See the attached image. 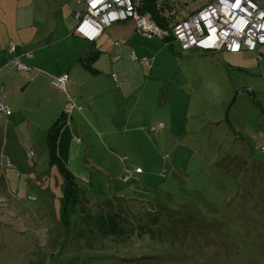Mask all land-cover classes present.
Returning a JSON list of instances; mask_svg holds the SVG:
<instances>
[{
	"label": "rangeland",
	"instance_id": "374dc122",
	"mask_svg": "<svg viewBox=\"0 0 264 264\" xmlns=\"http://www.w3.org/2000/svg\"><path fill=\"white\" fill-rule=\"evenodd\" d=\"M209 1L169 0L179 17ZM52 7L56 23L78 8L72 0ZM47 21L31 17L19 38L34 47L60 37L63 26ZM89 44L99 51L96 71L72 70L67 90L81 110L71 119L64 113L73 134L63 142L66 167L82 190L79 202L60 208L61 177L49 166L43 133L27 122L7 128L0 116V264H264V45L259 59L251 51H184L170 34H139L129 19ZM68 45H46L42 61L63 66ZM126 50L137 58L143 51L152 67ZM115 54L121 59L112 62ZM38 89L36 98L58 100L46 83ZM30 90L18 94L24 117L46 129L51 120ZM63 106L55 103L48 114L59 116ZM227 109L248 143L245 177L233 192L222 189L220 157L242 144L227 132ZM158 121L165 127L153 130ZM31 135L41 148L33 158L24 147ZM115 214L116 234L103 236L99 226Z\"/></svg>",
	"mask_w": 264,
	"mask_h": 264
},
{
	"label": "built area",
	"instance_id": "2783aa9c",
	"mask_svg": "<svg viewBox=\"0 0 264 264\" xmlns=\"http://www.w3.org/2000/svg\"><path fill=\"white\" fill-rule=\"evenodd\" d=\"M78 8L72 12L73 31L89 42L95 41L104 28L112 24L132 20L135 30L148 38L153 36H172L181 50L202 51L224 50L237 53L240 50L258 51L264 44V0H210L199 8L174 22L169 31L161 29L147 12L139 8L144 0H72ZM169 2V0H166ZM114 45H119L117 41ZM10 52L15 50L14 43H9ZM30 57L31 53H23ZM116 55V61L120 59ZM131 60L142 66L150 67L147 58H137L129 52ZM20 74L33 73V69L22 63L19 56L8 63ZM116 80V75H111ZM67 76L51 78L54 87L66 92ZM69 110H66L68 113ZM0 113L10 115V107L4 101L3 87L0 85ZM163 122H157L154 129L163 128ZM153 129V130H154ZM30 156V154L27 152Z\"/></svg>",
	"mask_w": 264,
	"mask_h": 264
},
{
	"label": "crops",
	"instance_id": "0c3cea01",
	"mask_svg": "<svg viewBox=\"0 0 264 264\" xmlns=\"http://www.w3.org/2000/svg\"><path fill=\"white\" fill-rule=\"evenodd\" d=\"M53 1H55V0H0V85L3 87L4 101L10 107V111H11L10 115H8V116L3 115L2 113H0V116H2V118H4V121L7 124V128H9V126H8L9 124H12V123L15 124L16 123L17 125L14 126L13 129L14 128L18 129V128H21V126L27 122L35 130L38 129L40 132H42L43 137H44L43 147L47 153V156H48V152H47V148H46L47 130H48L49 126L52 124V122L54 121V119H56L58 117V114H56V117H54L52 114H48V113L49 112L52 113L53 105L55 103H59L63 106V100H64L63 94L65 95V98H66L65 102L66 103L64 102V106H63L64 111L63 110L62 111H63V113H66V110L67 109L69 110V112H68L69 119L72 118L71 112L74 109H76L77 111L81 110V107L77 106L73 102V100L70 98V96L68 94V90H67V83H68L69 78L72 77V73H71L72 70L76 69L77 65H79L83 70H86L84 68V66L81 64V59L86 58L91 52L92 53L96 52V51L92 50L94 47L88 49V46L90 45L89 41L80 37L79 35H77L73 31V28H74L73 22L74 21L73 22L71 21L70 15H72V12L75 10V7L71 8L69 10L70 15L68 12L67 16H65L66 11H64L65 13L63 14L62 18L58 21V23H56L55 20L53 19V16L56 12V10H54L52 7ZM31 8H33V9H31ZM63 10H64V4H62L61 7L59 8V11H63ZM31 17H33V18L38 17L41 20L45 19L46 21L48 19H51V22H53L54 24L57 25L56 28H58V26L62 25L63 29H62L61 36L56 38L55 40L48 41L45 44H39L38 43L39 45H37V46L29 47V45H28L29 42L28 43L22 42L21 38H19V35H20L19 32L25 27L26 21H29ZM48 22L49 21H47V23ZM133 25H134V23H133ZM104 30H105V28H104ZM104 30L102 31L100 36H102ZM100 36L96 40H98L100 38ZM158 37H160V36H158ZM66 39L68 40L69 45H68L67 55H66L65 59L63 60L64 61L63 66L58 65L59 63L57 65H55V64L52 65V63L50 61L49 62H43L42 61L40 55H41V52L46 48V45H49L53 42L56 43L57 41L66 40ZM115 41H117L119 44L116 47L119 48L123 45L118 40H115ZM10 42L14 43V45H15V50L13 52H10L8 49V45ZM24 43H26V44H24ZM31 44H35V43H31ZM113 45H114V43H113ZM124 48H125V44H124ZM192 50H196V49H192ZM26 51L31 53L30 57H26L25 55H23V53ZM131 51L134 52V50H126L127 56H128V53ZM97 52L99 53V51H97ZM139 52L142 53L140 56L141 58H143V57L146 58L143 51H139ZM115 55H118V54H115ZM115 55H113V56H115ZM16 56H19L20 61H22L25 64H28L33 69L32 74H30V73H25V75L20 74L14 66H11L8 64L9 61H11V59L13 57H16ZM96 60H97V58H94V60L91 63V67L93 65V62L95 63ZM111 61L114 62V61H116V59L113 61V59L111 57ZM150 65H151V63H150ZM151 67H152V65H151ZM62 75L67 76L66 94L64 93V91L54 87L51 83L52 77H57V76H62ZM111 75H112V73H111ZM111 78H112V76H111ZM116 80H117V75H116ZM116 80H114L112 78L113 82ZM43 82L46 83V85L49 89L51 88V90L57 91L56 92L57 93L56 98L58 100H54V98H52V97L47 98L44 96L40 97V98H36L37 95L41 94V91L38 89V84L43 83ZM29 87H31V90H30L31 99L30 100H33L35 98L38 99L39 105L42 103L43 107L45 108V110L43 111L44 115H48L49 119L51 120V124L46 129L38 126L32 120V118L24 117V111H26V109L24 107V102L22 100V97L19 98L18 94L23 93V95H26L25 93ZM33 96H34V98H33ZM62 97H63V100H62ZM71 100H72V102L68 103ZM46 102L48 103V106L50 108L49 110H48V106L46 105ZM62 111L60 113H62ZM225 115H226V118L228 120L227 123L229 124L230 128L232 129L231 120H230L229 115H228V109H227V112ZM52 119H53V121H52ZM158 122H160V121H158ZM66 123H67V126L69 127V120L68 119H67ZM163 128H164V126H163ZM155 130H157V129H155ZM232 131L234 133H236L233 129H232ZM236 134L241 137V140H243L244 142L247 143V141H245L239 133H236ZM24 141L30 142L29 145L27 144L28 146H24V147L26 149H29L31 152H33L32 158L35 157L36 153H39L41 151V148L39 146H37V143L33 140L32 135L27 137V138H24ZM25 144L26 143H24V145ZM262 145H264V142L262 143ZM33 146H34V148H32ZM36 147H37V149H36ZM223 163H224V167H225V171H223V173L224 174L228 173L229 177L235 179L234 184H231V186H229V190L226 192H233L237 186L235 181L237 179L245 177V172H246V169L248 166L246 149L242 146L233 154L224 156ZM192 174L197 176L198 172L194 171ZM225 175H227V174H225ZM224 182H226V181H224ZM223 187H224V185H223ZM207 206H209L207 208L210 211L214 210L218 213L223 212L224 206L220 210L214 208L211 205H207ZM191 220H192V217H191ZM222 220H223L222 222L228 223L226 221V219H222ZM202 223L205 224L207 222H202ZM208 224H209L208 225L209 230H212V229L214 230L213 224H210V223H208ZM197 229H199V228H197Z\"/></svg>",
	"mask_w": 264,
	"mask_h": 264
},
{
	"label": "trees",
	"instance_id": "16d2710c",
	"mask_svg": "<svg viewBox=\"0 0 264 264\" xmlns=\"http://www.w3.org/2000/svg\"><path fill=\"white\" fill-rule=\"evenodd\" d=\"M155 1H156V3H155ZM139 10L141 12H147L150 15L151 19L154 20V22L156 24H158V26L161 29L166 30V31H169L171 29V26L174 22L185 17V16L179 17L178 16L180 13L179 10L176 7H173L170 2H166V0H144L143 4L139 8ZM163 40L166 43L168 41H170L169 38H164ZM262 45H264V44H262ZM262 45L259 46L258 51H251V52L256 53V57H258V59L260 58V47ZM218 51H224V50H218ZM240 51H247V50H240ZM205 52H207V51H205ZM209 52H213V51H209ZM98 54L99 53L97 51L93 52V53L91 52L86 58L81 59V64L84 66V68L87 71H89V69L96 71L91 67V63L94 60V58H97ZM114 58H116V55L114 56ZM114 62H116V61H114ZM25 65H28V64H25ZM24 75H25V73H24ZM113 75H116V73H114ZM64 93L66 94V92H64ZM225 118H226V115H225ZM227 121L228 120L226 118V122ZM163 124L165 127V123H163ZM227 132L232 136L233 140H238L242 145H240L237 148H233L231 151L224 152L223 155L220 157L223 171H225V167H224V163H223L224 156L233 154L242 146L245 149L248 147V143L241 140V137L232 131V129L230 128L228 123H227ZM71 134H72V132H70L69 128L67 127V123L65 122V114L62 111V113H60L59 116L49 126V128L47 130V140H46V148H47V152H48L49 166L50 167L56 166V168L59 172V175L61 177V192H62V198L60 201V203H61L60 208L61 209H65L70 204V202H72V201H73L72 206L75 205L77 202H79L80 201V195L82 193V190L79 188V186L75 180L74 175L66 167L67 151L65 148H63V142L69 143V140L71 138ZM72 136H73V134H72ZM224 142H225V140H224ZM263 149H264V147H263ZM67 150H68V148H67ZM162 158H164V157L162 156ZM215 163L218 164L217 160ZM134 172L135 173H141V169L139 167H135ZM225 174H227V175H225ZM225 174L223 173V177H222V185H221L222 189H223L224 181H226L224 186H230L228 183L230 180H233V179H231V177L228 176V173H225ZM198 175H200V172H198ZM128 176L129 175H126V176L124 175L121 178L123 181H128L129 180ZM195 178H197L200 181V179L196 175H195ZM117 217L118 216L115 214L114 215L115 221L110 220V219L103 220V224H102L103 229H101L99 226V230L103 236H108L110 234H112V235L116 234V232H117L116 228H117V226H119L118 222H116ZM144 232L148 233V232H152V230L146 227V230L144 229Z\"/></svg>",
	"mask_w": 264,
	"mask_h": 264
},
{
	"label": "bare ground",
	"instance_id": "6f19581e",
	"mask_svg": "<svg viewBox=\"0 0 264 264\" xmlns=\"http://www.w3.org/2000/svg\"><path fill=\"white\" fill-rule=\"evenodd\" d=\"M146 2V1H145ZM155 3H156V1H155ZM230 54V53H229ZM232 54V53H231ZM235 54V53H234ZM116 59V58H115Z\"/></svg>",
	"mask_w": 264,
	"mask_h": 264
}]
</instances>
